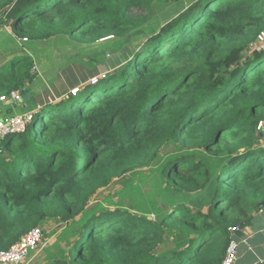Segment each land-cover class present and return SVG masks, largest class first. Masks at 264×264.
<instances>
[{
	"label": "trees",
	"instance_id": "obj_1",
	"mask_svg": "<svg viewBox=\"0 0 264 264\" xmlns=\"http://www.w3.org/2000/svg\"><path fill=\"white\" fill-rule=\"evenodd\" d=\"M178 1L0 0V30L81 45L112 37L104 50L68 59L94 69L118 63L135 35L152 31L154 3ZM262 32L264 0H193L124 68L46 103L24 132L5 135L0 250L35 227L45 243L37 249L45 247L51 234L42 226L60 221L33 264H223L264 208V45L251 48L264 43ZM35 66L30 54L0 58V96L26 95ZM146 167L160 171L159 197L130 188L108 201L113 209L90 206L115 179Z\"/></svg>",
	"mask_w": 264,
	"mask_h": 264
},
{
	"label": "rangeland",
	"instance_id": "obj_2",
	"mask_svg": "<svg viewBox=\"0 0 264 264\" xmlns=\"http://www.w3.org/2000/svg\"><path fill=\"white\" fill-rule=\"evenodd\" d=\"M192 1L193 0H181L173 3H154L153 18L149 22V28H151L152 31L149 29L148 32L135 35L127 51L125 53H118V55H120L119 62L114 65H112V61H107L96 66L94 69H90L83 64L68 63V59L71 55L73 56L80 53L89 54L96 50H104L112 45L114 41L112 37L100 40L94 45L77 44L66 37H55L44 41H30L17 38L11 33L8 27H4L0 30V58L5 57L3 50L11 55L10 58L20 54H30L34 56L35 68L39 72V75L37 79L29 85L30 92L27 94L28 96L31 95L36 100L34 104L35 109L30 112L34 114L36 110L43 107L46 103H56L69 93H73L74 88H83L89 82H93L97 73L102 77L103 74H106V69H110V71L113 72L119 68H124L149 35L154 34L163 24L177 15ZM263 45L264 43L254 42L251 48L258 49ZM113 55L115 54H109L107 56L111 57ZM114 61L116 62V56H114ZM102 71L104 73H101ZM260 132L262 135L260 142L264 144V127ZM159 174L160 171L157 167H146L126 177L117 178L109 186L100 190L91 198L90 206L93 207L98 204H103L113 209L115 206L111 205L112 203H108V201L114 200L118 202L121 191L125 189L128 190L129 194L132 193L131 189H134L133 193L137 198L142 197V199H144V197L148 196L159 197L160 193H162L157 179ZM152 214L153 213H151L149 217H153ZM64 226L65 224L60 221L49 222L42 226L45 231L47 230L48 233L51 235L53 234L52 236H46L47 245L51 244L59 237ZM259 228L261 229V234L259 236L264 237V213H260L259 216L256 217L252 226L248 227V231H254ZM256 245L259 246V254L264 256V243L257 242ZM46 246L37 249L32 256H28L25 261L20 264H33L38 260H42L45 256Z\"/></svg>",
	"mask_w": 264,
	"mask_h": 264
},
{
	"label": "built area",
	"instance_id": "obj_3",
	"mask_svg": "<svg viewBox=\"0 0 264 264\" xmlns=\"http://www.w3.org/2000/svg\"><path fill=\"white\" fill-rule=\"evenodd\" d=\"M261 41H264V32L259 36ZM97 78L93 79L95 82ZM78 89H76V92ZM74 91V93H76ZM22 94L19 91H12L9 96L2 95L0 100H7L13 97L16 100L21 98ZM33 119V114L27 113L22 116H5L0 119V135L4 137L10 133L24 132L29 122ZM264 127V122H260L258 130ZM154 217V215H153ZM239 227H233L232 231L239 230ZM44 243L43 231L40 227H35L24 235L21 240L15 243L11 248L7 250H0V264H20L25 261L30 252L36 250L37 247ZM239 258V241L233 239L227 249L226 256L223 260V264H235Z\"/></svg>",
	"mask_w": 264,
	"mask_h": 264
},
{
	"label": "crops",
	"instance_id": "obj_4",
	"mask_svg": "<svg viewBox=\"0 0 264 264\" xmlns=\"http://www.w3.org/2000/svg\"><path fill=\"white\" fill-rule=\"evenodd\" d=\"M3 41V40H2ZM15 47V46H13ZM4 51V55L7 59L10 58V54H7L5 50ZM2 52V51H1ZM19 54V53H16ZM15 55V54H14ZM114 65V64H112ZM108 69H106L107 72ZM101 73H104L103 71ZM100 73V74H101ZM96 75H99L98 73ZM35 99L31 96V95H22L21 98L19 100L14 99L13 97H10L7 100H0V119L5 117V116H22L25 115L27 113L32 112L35 109ZM2 136L0 135V149H1V143H2ZM260 213H264V208L256 214V217L259 216ZM253 220V223L256 220ZM252 223V224H253ZM252 226V225H251ZM261 234V229H256L254 231H248V227L246 229V237L243 240H239V244L241 245L243 243L244 245V251L243 254H241V256L239 255V259L237 261L241 259H261L264 260V256L259 254V246L256 245V243H264V237L259 236ZM259 236V238H258ZM247 243V244H246ZM237 263V262H236Z\"/></svg>",
	"mask_w": 264,
	"mask_h": 264
},
{
	"label": "water",
	"instance_id": "obj_5",
	"mask_svg": "<svg viewBox=\"0 0 264 264\" xmlns=\"http://www.w3.org/2000/svg\"><path fill=\"white\" fill-rule=\"evenodd\" d=\"M98 76H100V75H96L95 78H97ZM76 89H78V87H76V88L73 89V93H74V91L76 92ZM24 91H25V94H28L30 92V88L29 87H26V88H24Z\"/></svg>",
	"mask_w": 264,
	"mask_h": 264
}]
</instances>
